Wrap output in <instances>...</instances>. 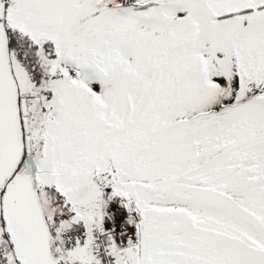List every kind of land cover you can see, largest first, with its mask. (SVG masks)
Segmentation results:
<instances>
[{
	"label": "snow or ice",
	"instance_id": "snow-or-ice-1",
	"mask_svg": "<svg viewBox=\"0 0 264 264\" xmlns=\"http://www.w3.org/2000/svg\"><path fill=\"white\" fill-rule=\"evenodd\" d=\"M0 264H264V0H0Z\"/></svg>",
	"mask_w": 264,
	"mask_h": 264
}]
</instances>
